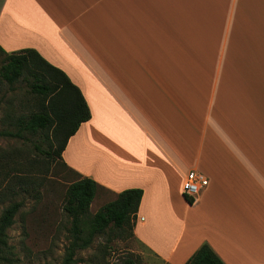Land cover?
I'll use <instances>...</instances> for the list:
<instances>
[{
    "label": "crops",
    "instance_id": "1",
    "mask_svg": "<svg viewBox=\"0 0 264 264\" xmlns=\"http://www.w3.org/2000/svg\"><path fill=\"white\" fill-rule=\"evenodd\" d=\"M0 47L80 88L91 116L62 159L114 195L143 190L138 243L166 264L205 242L264 264V0H0ZM191 170L208 178L193 202Z\"/></svg>",
    "mask_w": 264,
    "mask_h": 264
},
{
    "label": "rangeland",
    "instance_id": "2",
    "mask_svg": "<svg viewBox=\"0 0 264 264\" xmlns=\"http://www.w3.org/2000/svg\"><path fill=\"white\" fill-rule=\"evenodd\" d=\"M4 58L0 51V66ZM46 100L29 93L25 80L8 84L0 77V130L16 131L17 118L28 116ZM49 134V141L29 132L21 137L0 136V160L7 157L0 167V215L9 204L21 203L8 228L11 264H60L70 242L71 217L63 206L76 173L56 154L47 157L36 150L37 144L44 149L50 142L56 146L53 128ZM113 198L114 194L100 189L91 214ZM82 234L86 236L88 230ZM130 254L137 257L138 264H166L138 243L129 229L94 236L88 247L78 249L75 264H120Z\"/></svg>",
    "mask_w": 264,
    "mask_h": 264
},
{
    "label": "trees",
    "instance_id": "3",
    "mask_svg": "<svg viewBox=\"0 0 264 264\" xmlns=\"http://www.w3.org/2000/svg\"><path fill=\"white\" fill-rule=\"evenodd\" d=\"M0 51L5 55L0 66L1 79L8 84L25 80L29 93L47 99L36 111L26 117L17 118L16 131L0 130V136L21 137L23 132H29L49 141L51 138L49 131L53 128L57 138L56 146L53 148L50 142L48 149H44L37 144L36 150L47 157L56 154L69 170L76 173V177L67 187L63 206L64 211L71 217L72 232L60 264H75L78 249L88 247L96 235L129 229L134 236L133 228L143 190L128 188L116 193L115 198L104 203L94 214H91V204L103 187L94 179L82 176L68 167L62 159V152L70 136L91 116L80 88L62 69L50 63L34 48L7 52L0 47ZM1 159L0 167L7 162V157L1 156ZM188 201L192 202L190 199ZM20 207V202H13L4 208L0 215V264H11L8 228L14 223ZM86 230L88 234L83 236L82 233ZM120 264H138L137 257L130 254ZM185 264L226 263L205 242Z\"/></svg>",
    "mask_w": 264,
    "mask_h": 264
},
{
    "label": "built area",
    "instance_id": "4",
    "mask_svg": "<svg viewBox=\"0 0 264 264\" xmlns=\"http://www.w3.org/2000/svg\"><path fill=\"white\" fill-rule=\"evenodd\" d=\"M208 185V178L201 172L191 170L187 173L183 183L184 195L192 200H197L203 189Z\"/></svg>",
    "mask_w": 264,
    "mask_h": 264
}]
</instances>
